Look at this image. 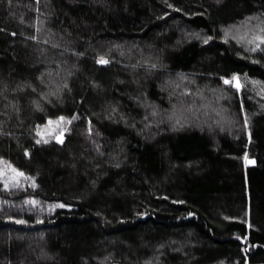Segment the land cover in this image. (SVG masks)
<instances>
[{
    "label": "trees",
    "instance_id": "1",
    "mask_svg": "<svg viewBox=\"0 0 264 264\" xmlns=\"http://www.w3.org/2000/svg\"><path fill=\"white\" fill-rule=\"evenodd\" d=\"M246 17L264 0H0V165L26 174L0 178V264H264Z\"/></svg>",
    "mask_w": 264,
    "mask_h": 264
},
{
    "label": "snow or ice",
    "instance_id": "2",
    "mask_svg": "<svg viewBox=\"0 0 264 264\" xmlns=\"http://www.w3.org/2000/svg\"><path fill=\"white\" fill-rule=\"evenodd\" d=\"M9 2H11V0H9ZM169 7H174V5L169 4ZM165 15H167V13H165ZM245 19L248 22H251L252 17H246ZM256 28H258L259 30L258 31H254L253 32V35H252V38L248 40V43L250 45L254 44V46L250 48V51H252V52L257 51V49H261L262 46H264V20H261L260 24H258L256 26ZM229 32H230V29H226L225 30V38H227V35L229 34ZM15 34L16 33H13V35H15ZM31 38L33 40L37 39V37H35V36H33ZM212 39H213V37L209 35V36H207V37H205L203 39V43H208ZM80 55H82V53ZM108 62L109 61H108V59L105 56H100L99 59H98V63H100V64H107ZM150 67L155 68V67H157V65L156 64H151ZM222 79L224 80V83L226 85L234 86L237 90H240V89L243 88V84H242V81H241V74L240 73H233L231 77L225 76V77H222ZM64 87H67V84L66 83H65ZM262 91H264V89H262ZM55 94L56 93H53V95H55ZM37 107H39L38 104H37ZM113 111H115V109H113ZM66 119L68 120V123L70 124L71 123V119H68V118H66L64 116H60L58 118L59 121H64ZM72 119H75V117H73ZM248 122H249L248 121V118L246 117L245 118V124L247 125ZM49 123H52L51 119H49ZM65 130H67V129H59V135L56 136V139L60 143H63L64 142L63 136H64V131ZM87 131H88V133L90 135L93 132V129L91 127V121H89V127H88ZM249 140H251V131L250 130H249ZM41 142H42L41 140H37V143H41ZM43 142H47V141H43ZM99 147L100 146L97 144V149L98 150H99ZM25 152L27 153L28 150L25 149ZM244 160H245V167H247L248 164H254L255 163V160L254 159H250L248 157V153L247 152L244 154ZM12 172L14 173V175L12 177V180L13 181H17V182H18V180H17L18 177H24L26 175L22 170H20L18 168H15V167L12 168ZM0 176H3V173L2 172H0ZM33 184H35L34 179H33ZM4 187L5 188L10 187V184H9L8 180H5L4 181ZM27 203L35 204L36 203V200L35 199H29L27 201ZM177 203H184V202L183 201H177ZM58 206L61 207V208L71 207V205H67V204H59ZM51 207L54 208V207H56V205H53ZM137 215H139V216H147L148 213L147 212H138ZM188 215L189 216H192V215H194V213L189 212ZM7 219L13 220L15 218L9 216V217H7ZM229 219H233V218L232 217H229ZM17 222L18 223H27V221H24V220H18ZM249 227L250 228L252 227L251 223H249ZM240 238L242 240H247V236H242Z\"/></svg>",
    "mask_w": 264,
    "mask_h": 264
},
{
    "label": "rangeland",
    "instance_id": "3",
    "mask_svg": "<svg viewBox=\"0 0 264 264\" xmlns=\"http://www.w3.org/2000/svg\"><path fill=\"white\" fill-rule=\"evenodd\" d=\"M257 23V24H255ZM260 24V22H246L243 24V26L241 27V29L239 28L238 30H233L234 33H232V31H230V35L233 34V36L235 37V39H238L239 41H241L244 45H249L251 46L249 43H248V40L252 38V35H253V32L254 31H258L259 29L256 28V26ZM254 46V44L252 45ZM56 124V123H54ZM55 127H58L55 125ZM244 163H245V160H244ZM0 172L3 173V176H0L1 179H3L4 181L5 180H8L9 184L10 185H13L15 183H18L17 181H13L12 180V177L13 175L10 174L9 172H7V167L5 168L3 164L0 165ZM12 173V172H11ZM18 180V178H17Z\"/></svg>",
    "mask_w": 264,
    "mask_h": 264
}]
</instances>
